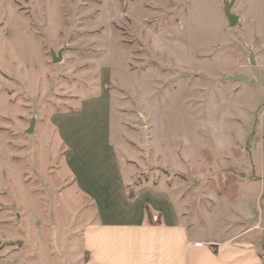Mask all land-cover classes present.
<instances>
[{"label":"rangeland","instance_id":"obj_1","mask_svg":"<svg viewBox=\"0 0 264 264\" xmlns=\"http://www.w3.org/2000/svg\"><path fill=\"white\" fill-rule=\"evenodd\" d=\"M123 183L264 227V0H0V264H89Z\"/></svg>","mask_w":264,"mask_h":264},{"label":"crops","instance_id":"obj_2","mask_svg":"<svg viewBox=\"0 0 264 264\" xmlns=\"http://www.w3.org/2000/svg\"><path fill=\"white\" fill-rule=\"evenodd\" d=\"M128 185L123 183L126 199L136 202L146 195L142 198L145 209L125 218L99 209L98 198L87 190L97 203L98 215L83 232L89 264H264V227L254 203L252 211L245 206L243 215L235 212V221L226 220V232L238 226L234 231L218 236L215 231H204L198 221L187 220L176 205L165 201L168 210L160 202L161 208L155 211L162 220H157L156 213L152 218L144 205L152 196L138 190L129 197Z\"/></svg>","mask_w":264,"mask_h":264},{"label":"water","instance_id":"obj_3","mask_svg":"<svg viewBox=\"0 0 264 264\" xmlns=\"http://www.w3.org/2000/svg\"><path fill=\"white\" fill-rule=\"evenodd\" d=\"M56 60V59H55ZM236 79H238V80H247V78L245 77V76H243V75H238V76H236L235 77ZM31 131V130H30Z\"/></svg>","mask_w":264,"mask_h":264}]
</instances>
